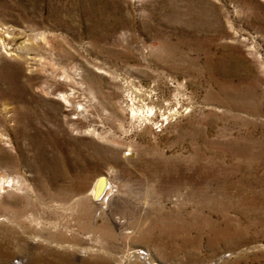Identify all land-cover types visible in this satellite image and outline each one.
Returning a JSON list of instances; mask_svg holds the SVG:
<instances>
[{
    "label": "rangeland",
    "instance_id": "rangeland-1",
    "mask_svg": "<svg viewBox=\"0 0 264 264\" xmlns=\"http://www.w3.org/2000/svg\"><path fill=\"white\" fill-rule=\"evenodd\" d=\"M0 264H264V0H0Z\"/></svg>",
    "mask_w": 264,
    "mask_h": 264
},
{
    "label": "bare ground",
    "instance_id": "bare-ground-1",
    "mask_svg": "<svg viewBox=\"0 0 264 264\" xmlns=\"http://www.w3.org/2000/svg\"><path fill=\"white\" fill-rule=\"evenodd\" d=\"M103 184H105V181L101 179V181H100V185H103ZM100 192H101V191L98 190V192H95L93 195H94L95 197H97V199H102L103 197H101V195L99 194ZM111 194H112V193H110V192H108V194L105 193V194H104V198H106V196H107L108 198H110ZM99 195H100V196H99ZM105 195H106V196H105ZM104 198H103V199H104ZM94 200H95V199H94ZM103 201H104V200H103Z\"/></svg>",
    "mask_w": 264,
    "mask_h": 264
}]
</instances>
